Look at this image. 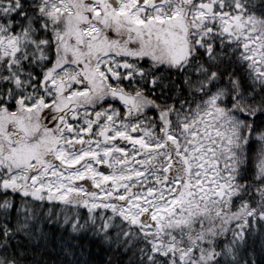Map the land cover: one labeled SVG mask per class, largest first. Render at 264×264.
<instances>
[{
    "label": "snow or ice",
    "instance_id": "1",
    "mask_svg": "<svg viewBox=\"0 0 264 264\" xmlns=\"http://www.w3.org/2000/svg\"><path fill=\"white\" fill-rule=\"evenodd\" d=\"M0 264H264V0H0Z\"/></svg>",
    "mask_w": 264,
    "mask_h": 264
}]
</instances>
